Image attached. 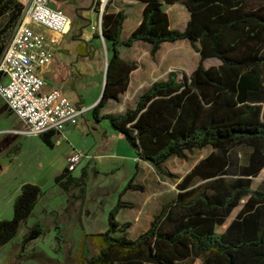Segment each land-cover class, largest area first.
<instances>
[{
  "label": "trees",
  "instance_id": "obj_1",
  "mask_svg": "<svg viewBox=\"0 0 264 264\" xmlns=\"http://www.w3.org/2000/svg\"><path fill=\"white\" fill-rule=\"evenodd\" d=\"M145 4L143 20L127 41L121 38L124 11L106 10L103 39L111 50L102 98L92 109L97 120L107 119L135 150L138 160L158 173L172 159L188 161L198 151L211 153L181 179L175 199L164 203L149 229L129 238L131 223L120 224L116 214L134 205L122 200L112 211L109 228L84 233L82 264H264V185L252 189L253 179L264 169V0H138ZM182 3L190 13L184 31L173 30L164 4ZM25 6L18 0H0V61L23 19ZM188 41L200 55L197 68L185 81L172 72L155 82L134 108L119 115H104L109 102H118L137 69L122 58L120 48L137 42L151 47L155 57L164 44ZM210 59L221 62L207 69ZM81 104V103H80ZM80 104L78 108L81 109ZM54 132L40 136L54 148ZM243 152V156L242 153ZM89 169L81 178L66 169L55 178L56 186L83 200ZM144 187L128 184L127 191ZM46 192L26 183L14 202L11 220L0 221V250L12 243L23 225L34 216ZM242 205V206H241ZM242 207L226 230L232 213ZM44 235L36 224L24 245ZM96 248L91 253L90 245Z\"/></svg>",
  "mask_w": 264,
  "mask_h": 264
},
{
  "label": "rangeland",
  "instance_id": "obj_2",
  "mask_svg": "<svg viewBox=\"0 0 264 264\" xmlns=\"http://www.w3.org/2000/svg\"><path fill=\"white\" fill-rule=\"evenodd\" d=\"M132 1L107 0L105 4L99 2L95 12H85L83 16L89 18L91 22L87 28L88 33L95 35L102 31V15L106 10L111 12L120 9L129 10ZM52 7L55 8L53 2ZM171 7L165 5L166 10L173 15ZM64 13L73 22L66 38V46L70 54L66 55L62 51L58 52V57L62 61L67 60V64L70 65L71 81L61 83L58 88L75 106L78 107L81 101L80 107L88 111L80 119L77 129L57 137L55 147L52 149L40 136L7 132L17 127V123L22 122H17L16 116L9 112L0 97V193L13 191L17 183L23 181L27 183L39 181L44 187L43 191L46 192L34 216L22 226L17 238L0 250V264H82L84 233H101L107 230L110 215L123 194L122 200L130 201L134 209L121 208L116 214V221L120 224L125 221L133 223L129 229V238L137 239L150 227L149 220L145 217H151L164 203L175 199L178 193L177 185L181 179L212 151L211 149L198 151L191 155L188 161L178 158L169 161L164 166L165 172L174 174L180 179H172L158 173L151 164L144 166L141 163L140 169L143 173L138 175L135 183L142 185L144 191L125 192L139 170L138 156L109 120L103 118L97 120L92 111L103 95L106 60H109L111 50L102 38L97 39L92 36L89 45L98 49L97 54L94 57L78 54L73 44L78 42L82 24L79 22L74 24L71 14ZM128 13L131 15L133 10L130 9ZM7 21L8 17L0 20V29ZM87 31L83 32L85 37ZM121 50L124 58L133 59L141 65L140 73L146 79V87L168 77L172 72L178 74L179 81H185L200 62V55L188 41L165 44L155 57L151 55V47L147 44H140L136 48L122 47ZM220 64L217 59H210L204 63L207 69L219 67ZM138 98L122 96L118 102H112L110 107L114 113H119L134 108ZM72 148L84 156L82 163L73 173L74 176L81 178L83 171L89 169L87 194L83 200L76 198L77 190L76 194L73 192L69 194L56 186L54 180L56 174L67 168L63 156ZM241 153L243 156V152ZM263 185L264 169L253 179L252 189L261 190ZM153 194L157 196L148 201L147 198ZM144 202H148L144 210L145 217L140 223H136L135 218L141 215ZM13 206L0 209V221L13 218ZM240 207L233 212L228 222L218 229L219 234L226 230ZM38 223L41 224L44 235L24 245L31 229ZM90 249V254L95 253L96 248L93 244L90 245ZM201 263L198 260L195 264Z\"/></svg>",
  "mask_w": 264,
  "mask_h": 264
},
{
  "label": "built area",
  "instance_id": "obj_3",
  "mask_svg": "<svg viewBox=\"0 0 264 264\" xmlns=\"http://www.w3.org/2000/svg\"><path fill=\"white\" fill-rule=\"evenodd\" d=\"M18 1L25 10L0 61V97L26 125V135L54 132L60 137L76 127L88 110L75 106L59 89L46 92L47 82L40 71L51 64L58 37L66 36L73 22L52 7L53 0ZM106 1L102 0L103 4ZM83 158L81 152L74 151L68 159V172L74 173Z\"/></svg>",
  "mask_w": 264,
  "mask_h": 264
},
{
  "label": "crops",
  "instance_id": "obj_4",
  "mask_svg": "<svg viewBox=\"0 0 264 264\" xmlns=\"http://www.w3.org/2000/svg\"><path fill=\"white\" fill-rule=\"evenodd\" d=\"M133 3H131V7L130 9L133 10V13L130 15L128 13V11L130 10H117V11H114L115 13L117 12H120V11H124L125 14H126V20L124 22V25H123V30H122V34H121V38L123 41H127L129 39V37L132 35V33L140 26V24L142 23V20H143V12H144V8H145V4H143L142 2L138 1V0H133L132 1ZM165 5L164 4V9L165 11L169 14L170 16V21H171V28L173 30H175L174 28H180L181 30L180 31H184L187 27V24L190 20V13L189 11L187 10V8L182 4V3H177V4H174V5H171L172 9H173V15H172V12H170L169 10H166L165 8ZM55 9H57L55 7ZM43 31H45L43 29ZM87 31V29H86ZM179 31V30H178ZM47 32L48 34L52 35L50 32L48 31H45ZM92 36L94 37V33L93 35L89 34L88 31H87V35L86 37L83 35V40L85 41V43H90V39L92 38ZM66 38H67V35L66 36H61V37H58V40H59V46L53 51L52 53V62L49 66H47L46 68L42 69L40 71V74L44 77V79L46 80L47 82V87L45 88V91H50L52 89H59L58 86L61 84V83H65V82H70L71 81V75L69 74V70H70V65L67 64V60H61L59 57H58V52H64L66 55H69L70 54V50L67 48L66 46ZM140 44H144L142 42H137L135 43L132 47L130 48H136V47H139ZM74 47H75V50L77 51V53H82L85 55V57H88L90 55V51L87 52V51H81V49L83 48L81 44H79V42H74ZM165 45V44H164ZM120 53H121V56L123 59H125L126 61H129V62H133L137 65V69L131 74V80H130V86H129V89L128 91L123 94L122 96H129V97H140L145 91H147L154 83H152L151 86L149 87H146V79L144 77V75H142L140 73V70H141V65L133 60V59H128V58H124L123 57V54H122V50L120 48ZM72 72V71H71ZM73 74V72H72ZM168 77L160 80V81H163V80H166ZM157 82V81H156ZM122 96L120 97V100L122 98ZM112 102H115V101H111L108 103V105L106 106V108L102 111L101 113V117L104 116V115H114V114H122L124 113L125 111H122V112H119V113H114L112 110V108L110 107V105L112 104ZM81 103V101H80ZM95 107V106H94ZM93 107V108H94ZM84 109V108H82ZM86 110V109H85ZM9 112H11L9 110ZM17 118V117H16ZM20 121L18 118H17V122ZM23 123V122H22ZM17 123L18 125H16L17 127L21 126L22 128L21 129H18L17 127H14L13 129H10L9 133H15L16 135L18 134H25L26 135V132H27V127L26 125L23 123ZM20 124V125H19ZM23 125V126H22ZM80 125V121H79V124L76 126V127H72V128H69L67 131H70L72 129H77ZM66 131V132H67ZM65 132V133H66ZM64 133V134H65ZM64 134L62 136H64ZM74 151H77L75 150L74 148L72 149H68L65 153H64V156H63V160L64 162L68 165V159L69 157L74 153ZM138 159V158H137ZM143 163L144 166H147V162H143V161H140L138 160V167H139V170L134 178V181L136 180V178L138 177V175H140L141 173H143V170L140 169V164ZM198 164V163H197ZM195 167V166H194ZM193 167V168H194ZM192 168V169H193ZM67 169V168H66ZM65 169V170H66ZM65 170H63L62 172H59L58 174H56V176L54 177V180L57 176H59L60 174H62ZM72 176H74V174L72 173ZM27 182H18L17 183V187L11 191V192H7L5 194H2L0 193V209L2 208H5V209H8L10 207H12L14 205V202H15V199L19 196V194L21 193V187L26 184ZM32 184H35V185H38L42 188L43 190V186H41V182L37 181L35 183H32ZM137 184V183H136ZM139 185V184H138ZM142 186V185H141ZM132 191V190H130ZM179 193V191H178ZM177 193V195H178ZM157 195L156 194H153V196H150L148 199L149 200H152V198H155ZM125 202H129L131 203L130 201H125ZM144 206H142V213L141 215H138L135 220H136V223H140V221L143 219V217H145V212L144 210L147 208V204L148 202H144ZM162 206L160 207V209L158 211H155L151 217H148L146 216L145 218L147 220H149V223L151 225V222L153 221V218L156 214H158L161 210ZM242 207H240V210H241ZM134 209V208H133ZM239 210V212H240ZM238 212V213H239ZM238 213L236 214V216L238 215ZM233 214V213H232ZM236 216L234 217V219L236 218ZM231 217V216H230ZM233 219V220H234ZM232 220V221H233ZM231 221V222H232ZM228 222V220H227ZM226 222V223H227ZM230 222V223H231ZM124 223H131L130 221H125L121 224H124ZM229 223V225H230ZM131 225L133 226V223H131ZM228 225V226H229ZM131 226V227H132ZM149 229V228H148ZM147 229V230H148ZM146 230V231H147ZM145 231V232H146ZM97 233V232H96ZM144 233V232H143ZM95 234V233H93ZM142 234V233H141ZM140 234V235H141Z\"/></svg>",
  "mask_w": 264,
  "mask_h": 264
},
{
  "label": "flooded vegetation",
  "instance_id": "obj_5",
  "mask_svg": "<svg viewBox=\"0 0 264 264\" xmlns=\"http://www.w3.org/2000/svg\"><path fill=\"white\" fill-rule=\"evenodd\" d=\"M52 2L54 3V6L57 9H60L63 12L70 13L71 16L74 18V24L77 22L82 24L80 33L78 34V42L83 47L81 51H90L91 53L89 56L94 57L97 54L98 49L94 46L89 45V43H85V41L83 40V32L88 28L91 23L90 19L83 16V14L85 12H95L99 2H102V0H53Z\"/></svg>",
  "mask_w": 264,
  "mask_h": 264
},
{
  "label": "water",
  "instance_id": "obj_6",
  "mask_svg": "<svg viewBox=\"0 0 264 264\" xmlns=\"http://www.w3.org/2000/svg\"><path fill=\"white\" fill-rule=\"evenodd\" d=\"M107 71H108V59L106 60V71H105V81H104V85H105L106 79H107Z\"/></svg>",
  "mask_w": 264,
  "mask_h": 264
}]
</instances>
